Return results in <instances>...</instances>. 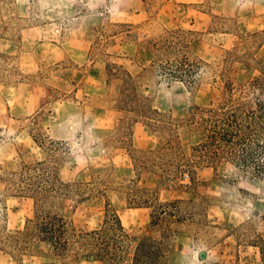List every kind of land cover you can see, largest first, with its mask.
Masks as SVG:
<instances>
[{
	"label": "rangeland",
	"instance_id": "obj_1",
	"mask_svg": "<svg viewBox=\"0 0 264 264\" xmlns=\"http://www.w3.org/2000/svg\"><path fill=\"white\" fill-rule=\"evenodd\" d=\"M112 213L121 264H264V0H0V264Z\"/></svg>",
	"mask_w": 264,
	"mask_h": 264
},
{
	"label": "trees",
	"instance_id": "obj_2",
	"mask_svg": "<svg viewBox=\"0 0 264 264\" xmlns=\"http://www.w3.org/2000/svg\"><path fill=\"white\" fill-rule=\"evenodd\" d=\"M105 220L99 229L83 232L77 239L81 245L98 260L106 264H121L124 255L122 226L112 213L110 221ZM39 231L43 239L53 240L58 249L66 246L65 225L57 216L48 215L40 222ZM161 249L158 242L150 237H142L135 244L129 264H161Z\"/></svg>",
	"mask_w": 264,
	"mask_h": 264
}]
</instances>
